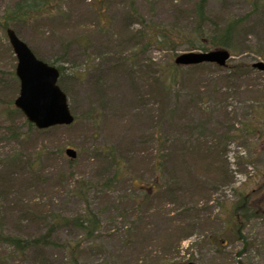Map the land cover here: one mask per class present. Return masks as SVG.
<instances>
[{"label": "rangeland", "instance_id": "rangeland-1", "mask_svg": "<svg viewBox=\"0 0 264 264\" xmlns=\"http://www.w3.org/2000/svg\"><path fill=\"white\" fill-rule=\"evenodd\" d=\"M34 1L39 15L8 26L62 70L75 120L41 131L14 111L1 23L23 0H0V264H264V217L245 227L247 250L224 224L240 194L264 213V74L250 67L264 62V0H205L202 21L200 0ZM233 21L228 66L249 69L162 76L195 27L206 39ZM50 214L100 227L88 240Z\"/></svg>", "mask_w": 264, "mask_h": 264}, {"label": "water", "instance_id": "water-1", "mask_svg": "<svg viewBox=\"0 0 264 264\" xmlns=\"http://www.w3.org/2000/svg\"><path fill=\"white\" fill-rule=\"evenodd\" d=\"M7 37L17 58L15 74L20 84L19 95L14 101L15 107L37 129L70 125L74 119L68 109L65 94L57 86L58 71L37 60L12 30L7 31ZM229 58L226 50L216 49L208 52L183 53L175 58L174 63L178 66L211 63L224 67ZM253 68L264 73L263 62L253 64ZM65 154L71 158L75 157V152L71 149H67Z\"/></svg>", "mask_w": 264, "mask_h": 264}, {"label": "trees", "instance_id": "trees-1", "mask_svg": "<svg viewBox=\"0 0 264 264\" xmlns=\"http://www.w3.org/2000/svg\"><path fill=\"white\" fill-rule=\"evenodd\" d=\"M205 5V0H200V2L196 5V10L198 14V20L202 21L203 19V8ZM41 6H38L35 4L34 0H23L21 4H18L14 10L7 12L3 23H1V26L3 29L7 28L9 25V22H16V23H26L30 21V18L33 16V12L37 15L40 14V8ZM196 17V16H195ZM237 26V22L233 21L228 23L224 28L219 32L209 34V37L206 36V39H204V31L197 29L195 27V30L193 31V36L188 42V50H202L206 51L210 48H225L229 49L231 44V38H232V32L235 30ZM165 34L162 33V37H156V41L161 40V43L165 42ZM45 61V60H44ZM208 65V64H201L197 66H192L188 68H199L201 66ZM251 67V66H250ZM182 67L176 66L174 63L171 64V66L167 69H164L162 72V76L164 78L174 77L175 72ZM249 69L246 66L240 65V64H234L231 66L226 67L225 69L228 70L230 73L239 74L242 73L244 70ZM60 73L62 74V70L59 68ZM157 83V82H156ZM61 87V86H60ZM62 88V87H61ZM14 111L18 112L16 109ZM260 125L258 124L256 127L254 126V133L262 134L264 133V115L261 118ZM29 127H31L30 124L27 123ZM160 162L158 166L161 167L162 162L161 158L156 160V163ZM159 167V168H160ZM120 172V173H119ZM119 173V174H118ZM114 177L116 180L121 176L122 171H120L119 164H116ZM251 194H245L239 196L237 202L233 204V206L226 211V218L227 220L224 221V224L226 225V228L229 229L230 233L237 235V239H239L242 243V245L247 250L248 248H251L254 245V242H250L247 240V238L244 236L243 232L245 230V227L248 225V223L254 219V218H263L264 213L254 212L252 208L251 203ZM52 223L56 225V223H64V224H75L76 227L83 230V233H85L86 238L92 239L94 237V233L99 229V222L95 215L93 214H86L82 215L75 219H68L61 217L58 214H50ZM5 239V238H3ZM44 239V238H42ZM6 243L10 244V246H13L15 249L22 250L27 244H29L26 241H22L21 239L9 237L5 240Z\"/></svg>", "mask_w": 264, "mask_h": 264}]
</instances>
